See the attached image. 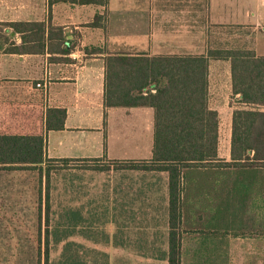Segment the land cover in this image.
<instances>
[{"label": "crops", "instance_id": "0c3cea01", "mask_svg": "<svg viewBox=\"0 0 264 264\" xmlns=\"http://www.w3.org/2000/svg\"><path fill=\"white\" fill-rule=\"evenodd\" d=\"M9 8L3 10L0 0V24L44 22L52 39L38 53L0 49V120L8 118L16 133L44 134L49 159H151L154 110L105 104L109 54L204 55L214 48L212 26L247 32V49L264 56V0H109L106 30L92 25L106 8L79 0H25ZM4 33L22 45L20 34ZM208 81L209 107L220 118L219 157L230 161L233 113L242 108L233 97L230 62L211 60ZM49 109L66 110L64 129L46 131ZM128 172L115 184L112 170L116 180L105 184L107 230L130 240L133 254L160 253L168 264V174ZM182 174L181 264H264V168L190 167ZM156 175L164 177V188L147 189ZM159 191L165 208L150 197Z\"/></svg>", "mask_w": 264, "mask_h": 264}, {"label": "trees", "instance_id": "16d2710c", "mask_svg": "<svg viewBox=\"0 0 264 264\" xmlns=\"http://www.w3.org/2000/svg\"><path fill=\"white\" fill-rule=\"evenodd\" d=\"M80 4L104 6L92 23L106 30L109 0H79ZM2 26V27H1ZM3 28L20 34L22 45L11 42ZM50 29L49 32H51ZM44 22L0 24V49L5 53H38L47 40ZM60 40L68 42L65 36ZM71 42V41H70ZM72 43V42H71ZM72 48V47H71ZM70 49L63 50L69 54ZM101 51V50H100ZM211 60L229 61L233 97L242 108L233 113L231 160L219 157L220 118L209 107V65ZM105 104L107 107H150L154 110L152 157L139 162H109L117 168L168 174L169 252L168 264H181V194L183 170L190 167L264 168V56L252 49H214L197 56H153L118 53L105 59ZM8 115V114H5ZM66 110L49 109L46 131L65 127ZM1 117L0 170H35L45 178V209L50 216L52 163L101 162L98 159H49L44 134L16 133ZM55 167V168H54ZM113 168V165L111 166ZM110 166L95 165V170ZM40 200H44L41 189ZM42 203V202H41ZM42 208V205L40 206ZM41 210V209H40ZM42 220V210L40 211ZM45 264H50L49 235L45 239Z\"/></svg>", "mask_w": 264, "mask_h": 264}, {"label": "rangeland", "instance_id": "374dc122", "mask_svg": "<svg viewBox=\"0 0 264 264\" xmlns=\"http://www.w3.org/2000/svg\"><path fill=\"white\" fill-rule=\"evenodd\" d=\"M24 1L2 0V9H10L11 2L20 4ZM146 2L148 4V0ZM210 30L214 36L211 39L214 49L249 48V43L242 41L244 33L246 37L248 33H243L240 28L211 26ZM223 119L226 120L225 115ZM225 130L223 127L224 133ZM146 145V155L150 157V144L147 142ZM222 154H226L224 144ZM52 164L57 170L51 173L49 224L45 215V178L41 181L35 170H0V264H45L47 234L50 264H165L160 253L133 254L136 249L130 240L121 239L119 235L111 237L107 230L105 184L115 182L112 170L118 174L115 184H119L122 174H132L128 172L131 170L126 169L123 173V169L116 167L120 164L102 161ZM95 165H113V168L101 171L92 168ZM149 180L147 189L150 184L157 183L160 188L165 186L164 177L156 175ZM41 189L43 201L40 200ZM150 197L165 208V192L159 191Z\"/></svg>", "mask_w": 264, "mask_h": 264}, {"label": "built area", "instance_id": "2783aa9c", "mask_svg": "<svg viewBox=\"0 0 264 264\" xmlns=\"http://www.w3.org/2000/svg\"><path fill=\"white\" fill-rule=\"evenodd\" d=\"M37 87H41V84H38Z\"/></svg>", "mask_w": 264, "mask_h": 264}]
</instances>
